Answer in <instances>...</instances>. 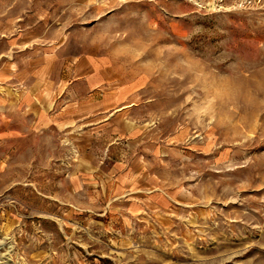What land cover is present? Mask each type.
<instances>
[{
    "label": "rangeland",
    "instance_id": "obj_1",
    "mask_svg": "<svg viewBox=\"0 0 264 264\" xmlns=\"http://www.w3.org/2000/svg\"><path fill=\"white\" fill-rule=\"evenodd\" d=\"M0 100V264H264V0H0Z\"/></svg>",
    "mask_w": 264,
    "mask_h": 264
},
{
    "label": "crops",
    "instance_id": "obj_2",
    "mask_svg": "<svg viewBox=\"0 0 264 264\" xmlns=\"http://www.w3.org/2000/svg\"><path fill=\"white\" fill-rule=\"evenodd\" d=\"M82 62L84 64L83 69L85 70V75L84 79L81 80L80 83L84 88H93L94 86L100 85V83H105L108 81L110 72L106 69L103 57L87 55L84 57ZM60 85V81L55 80L52 82L50 85V94L48 96H45L44 94L42 95L38 92L31 93L28 90H24V92L19 95L20 97L17 99V101H19L20 105L17 107V112H19L20 117L26 119L27 121L24 130L26 129L28 131L30 129L38 134L39 132L44 131L46 128L54 126L58 127L61 121L67 122L73 117L72 112L69 111L70 105H64V110H60L55 105L56 97H59L65 88L62 87V89H60ZM66 93H68V91H66ZM3 100L6 103L3 105L6 107V109L11 108L12 105H14L9 103L10 99L7 98V96L3 97ZM0 102L2 105V100H0ZM66 102L67 101L65 100L64 103L66 104ZM15 106H17V104H15ZM12 113L13 112L11 111V113L8 114L6 111L5 117L0 116V135H7L13 131H16V125L13 123ZM150 199L155 203H164L167 201L166 198L157 192L152 193L150 195ZM121 202L124 204L123 208L127 209L130 213L139 212L140 208L143 207L142 203L137 200L123 201L122 199Z\"/></svg>",
    "mask_w": 264,
    "mask_h": 264
},
{
    "label": "bare ground",
    "instance_id": "obj_3",
    "mask_svg": "<svg viewBox=\"0 0 264 264\" xmlns=\"http://www.w3.org/2000/svg\"><path fill=\"white\" fill-rule=\"evenodd\" d=\"M4 245H6V244H4ZM9 246H10V245H9ZM0 247L6 249V247H4L3 244H2ZM7 247H8V246H7ZM0 254H1V255H0V263H1L2 261H4V262L6 261V262H7V261H10V260H11V258L9 257L8 254H7L8 256H7V255H6V256H3L2 253H0ZM2 257H3V258H2ZM4 257H5V258H4Z\"/></svg>",
    "mask_w": 264,
    "mask_h": 264
}]
</instances>
